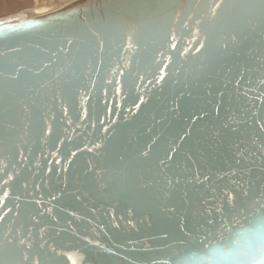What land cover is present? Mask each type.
<instances>
[{
	"label": "water",
	"instance_id": "obj_1",
	"mask_svg": "<svg viewBox=\"0 0 264 264\" xmlns=\"http://www.w3.org/2000/svg\"><path fill=\"white\" fill-rule=\"evenodd\" d=\"M0 198V264H256L262 0L0 19Z\"/></svg>",
	"mask_w": 264,
	"mask_h": 264
},
{
	"label": "snow or ice",
	"instance_id": "obj_2",
	"mask_svg": "<svg viewBox=\"0 0 264 264\" xmlns=\"http://www.w3.org/2000/svg\"><path fill=\"white\" fill-rule=\"evenodd\" d=\"M262 5H264V0H262ZM221 5L216 4L215 8H219ZM215 8H213V14H215ZM172 39L175 41L177 37L173 35ZM129 40H132V37H129ZM131 46V44L129 45ZM203 47V45H201ZM171 47L174 49L176 48V44L173 43ZM161 56H164V53H160ZM170 59V58H169ZM167 67V65H165ZM163 75L160 77V79H163ZM9 180H11V177H9ZM5 185L7 184V181L4 182ZM9 196L8 191H4L2 193V198H7ZM0 198V199H2ZM259 211L256 213L257 215H260L261 217H264V201H257L256 202ZM2 218V217H0ZM207 241V237H205L204 241H201V243H205ZM21 243H24L23 240H21ZM246 256H251L252 259L256 262V264H264V236L257 235L255 239L250 242L247 251L245 252ZM25 260H28V257L24 258ZM35 264H38V262H35Z\"/></svg>",
	"mask_w": 264,
	"mask_h": 264
},
{
	"label": "rangeland",
	"instance_id": "obj_3",
	"mask_svg": "<svg viewBox=\"0 0 264 264\" xmlns=\"http://www.w3.org/2000/svg\"><path fill=\"white\" fill-rule=\"evenodd\" d=\"M69 0H0V19L34 8L55 9Z\"/></svg>",
	"mask_w": 264,
	"mask_h": 264
},
{
	"label": "bare ground",
	"instance_id": "obj_4",
	"mask_svg": "<svg viewBox=\"0 0 264 264\" xmlns=\"http://www.w3.org/2000/svg\"><path fill=\"white\" fill-rule=\"evenodd\" d=\"M67 2H68V1H67ZM67 2H66V3H67Z\"/></svg>",
	"mask_w": 264,
	"mask_h": 264
}]
</instances>
